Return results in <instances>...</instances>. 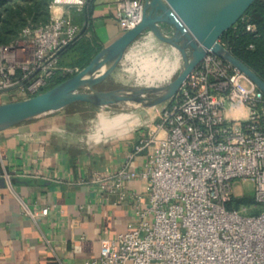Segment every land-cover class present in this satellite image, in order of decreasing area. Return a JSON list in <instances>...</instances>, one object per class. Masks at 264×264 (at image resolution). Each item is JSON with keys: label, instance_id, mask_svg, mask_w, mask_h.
I'll use <instances>...</instances> for the list:
<instances>
[{"label": "built area", "instance_id": "obj_1", "mask_svg": "<svg viewBox=\"0 0 264 264\" xmlns=\"http://www.w3.org/2000/svg\"><path fill=\"white\" fill-rule=\"evenodd\" d=\"M90 1L53 0L48 23L28 26L1 45L0 89L27 80L12 91L15 101L27 99L49 88L60 72L76 74L78 68L61 66V53L81 38L88 23L74 16ZM146 1L117 0L122 34L142 22ZM231 104L245 107L246 118L230 121ZM143 153L147 161L140 170L93 175L108 202H133L138 222L103 239L101 254L88 264H264V92L257 84L209 52L147 124L130 159ZM133 180L143 181L145 192L131 190ZM248 180L255 204L263 207L255 215L247 205L232 207Z\"/></svg>", "mask_w": 264, "mask_h": 264}, {"label": "crops", "instance_id": "obj_2", "mask_svg": "<svg viewBox=\"0 0 264 264\" xmlns=\"http://www.w3.org/2000/svg\"><path fill=\"white\" fill-rule=\"evenodd\" d=\"M116 8L117 0H95L89 11L75 13L76 22L88 25L84 40L62 54V67L80 70L85 46L96 48L93 60L122 35ZM164 29L173 32L166 24ZM149 35L180 52L147 30L110 76L131 57L132 46ZM14 95L0 94V104L15 101ZM158 112L142 117L80 102L0 131V264H88L101 254L103 239L135 228L133 202H108L91 180L95 172L144 166L145 153L130 155ZM128 186L139 193L146 190L140 180ZM43 208L50 209L47 216L41 215Z\"/></svg>", "mask_w": 264, "mask_h": 264}, {"label": "water", "instance_id": "obj_3", "mask_svg": "<svg viewBox=\"0 0 264 264\" xmlns=\"http://www.w3.org/2000/svg\"><path fill=\"white\" fill-rule=\"evenodd\" d=\"M257 0H147L142 22L107 45L84 69L36 96L0 104V131L65 107L86 102L100 108L129 103L152 108L173 100L192 72L212 52L243 72L264 92V79L222 41ZM173 28L167 32L164 25ZM147 30L176 47L184 69L164 86L98 88L117 68L128 48ZM0 89L12 92L21 85Z\"/></svg>", "mask_w": 264, "mask_h": 264}, {"label": "trees", "instance_id": "obj_4", "mask_svg": "<svg viewBox=\"0 0 264 264\" xmlns=\"http://www.w3.org/2000/svg\"><path fill=\"white\" fill-rule=\"evenodd\" d=\"M95 0H91L85 7L89 11ZM53 0H0V46L8 45L17 40L23 30L28 26L37 27L51 20L50 5ZM88 22H90L88 18ZM253 24L255 31L248 30L247 26ZM85 33L75 43L65 48L62 54L84 40ZM221 41L231 51L247 63L264 79V0H257L230 30L225 32ZM84 60H81L80 70L84 69L92 60L96 48L92 45L84 47ZM75 74L56 75L49 88L51 89ZM45 90V91H46ZM22 100V99H20ZM254 199L239 198L232 207L240 204H252ZM249 213L255 215L260 213Z\"/></svg>", "mask_w": 264, "mask_h": 264}, {"label": "rangeland", "instance_id": "obj_5", "mask_svg": "<svg viewBox=\"0 0 264 264\" xmlns=\"http://www.w3.org/2000/svg\"><path fill=\"white\" fill-rule=\"evenodd\" d=\"M173 50L153 35L146 36L132 46L128 53V56L131 55V57L124 59L125 65L118 67L114 75L99 84L98 88L110 90L132 88L138 85L155 86L154 84L166 85L170 83L179 75L184 64L182 53ZM165 104L167 102L150 109V113H147L149 108L146 109L129 103H120L114 108L135 111L143 117V115L148 114L147 116H150L154 112H158ZM226 115L230 121L243 120L247 116V109L239 104H231ZM239 187L243 189V193L241 190L240 194L243 198H253L254 182L252 180L240 184ZM240 205L239 207H241ZM243 205H247V213L259 212L263 208L257 206L255 202L252 204L244 203Z\"/></svg>", "mask_w": 264, "mask_h": 264}]
</instances>
